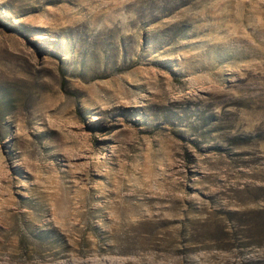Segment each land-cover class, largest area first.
<instances>
[{"label":"rangeland","instance_id":"rangeland-1","mask_svg":"<svg viewBox=\"0 0 264 264\" xmlns=\"http://www.w3.org/2000/svg\"><path fill=\"white\" fill-rule=\"evenodd\" d=\"M0 264H264V0H0Z\"/></svg>","mask_w":264,"mask_h":264}]
</instances>
